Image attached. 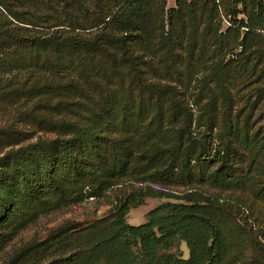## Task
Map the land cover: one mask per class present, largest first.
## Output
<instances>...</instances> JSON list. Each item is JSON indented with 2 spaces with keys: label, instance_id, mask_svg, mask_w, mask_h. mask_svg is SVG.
<instances>
[{
  "label": "trees",
  "instance_id": "16d2710c",
  "mask_svg": "<svg viewBox=\"0 0 264 264\" xmlns=\"http://www.w3.org/2000/svg\"><path fill=\"white\" fill-rule=\"evenodd\" d=\"M168 1L0 0V252L52 213L164 186L7 264H264V0H228L225 17L220 0ZM186 183L188 205L128 224ZM196 183L252 200L203 205ZM229 210L260 216L239 233ZM177 240L188 259L169 253Z\"/></svg>",
  "mask_w": 264,
  "mask_h": 264
},
{
  "label": "rangeland",
  "instance_id": "374dc122",
  "mask_svg": "<svg viewBox=\"0 0 264 264\" xmlns=\"http://www.w3.org/2000/svg\"><path fill=\"white\" fill-rule=\"evenodd\" d=\"M221 5V15L225 17L224 8H226L229 4L228 0H220ZM176 8V0L168 1L167 10ZM224 28L227 29L229 25L230 18H225ZM264 103V102H262ZM12 111H4L0 113V116L7 119L11 116L9 113ZM4 123V122H3ZM42 135L41 133L36 134L35 139ZM153 187L157 190H163L164 186L160 184L154 183H146V184H135V183H127L124 186L117 187L110 192H108L103 198L89 199L79 205L71 206L67 209L52 213L51 215L42 218L38 224L35 226L23 231L20 235L15 238L13 242L3 247V250L0 252V264H7L11 257L14 255L16 251H18L21 247L26 244L32 242H45L49 239L51 234L56 232L63 226L72 225L74 230H82L85 229L95 223H98L104 219L110 218L113 214V208L115 204L123 199L134 191H139L141 189H145L146 187ZM196 188L200 189L201 192L205 195V199L203 200V205L211 204L212 202H216L215 197H220L222 203L227 205L229 204L228 200L237 201L243 197L248 200L251 199V195L242 194V193H220L218 190L211 189L209 185H199L194 184ZM189 187L186 184L181 185H171L168 187V193L173 197H148L145 199L144 204L141 207L132 209L131 212L127 216V222L131 226H142L146 225L153 220H161L164 215L170 213L173 209V205L187 204L183 200L177 199L178 197H182L186 195V191L188 192ZM190 205V204H189ZM261 215L264 216V204H262ZM223 215L221 217L226 221L227 225H234L237 228H240L239 233L243 230L248 232L249 228H251L252 223L257 220V216H254L252 212L248 210H243L241 212L236 211L230 214L229 211H223ZM153 215V216H152ZM231 221V222H230ZM172 255H175L182 259H188L190 257V251L185 242L176 241L169 252ZM119 264H143L142 259L140 258H132L126 260L125 262Z\"/></svg>",
  "mask_w": 264,
  "mask_h": 264
}]
</instances>
